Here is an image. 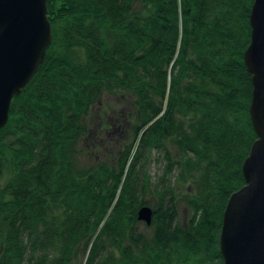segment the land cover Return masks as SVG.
<instances>
[{"label": "trees", "instance_id": "obj_1", "mask_svg": "<svg viewBox=\"0 0 264 264\" xmlns=\"http://www.w3.org/2000/svg\"><path fill=\"white\" fill-rule=\"evenodd\" d=\"M252 1L46 0L50 43L0 128V264H222L256 138Z\"/></svg>", "mask_w": 264, "mask_h": 264}, {"label": "water", "instance_id": "obj_2", "mask_svg": "<svg viewBox=\"0 0 264 264\" xmlns=\"http://www.w3.org/2000/svg\"><path fill=\"white\" fill-rule=\"evenodd\" d=\"M46 0H0V128L11 99L35 73L51 40ZM249 42L243 62L250 73L248 113L256 138L241 165L243 185L225 204L219 251L222 264H264V0L248 14ZM152 209L141 205L136 219L150 225Z\"/></svg>", "mask_w": 264, "mask_h": 264}, {"label": "rangeland", "instance_id": "obj_3", "mask_svg": "<svg viewBox=\"0 0 264 264\" xmlns=\"http://www.w3.org/2000/svg\"><path fill=\"white\" fill-rule=\"evenodd\" d=\"M109 100H110L109 102L111 104L112 103L114 104V102H115L114 99L110 98ZM116 137H117V134H113L111 136V138H112V140L114 142V144L112 143V147H111L113 152H117L118 148L120 147V145L118 147V144L120 143V141H118V139H116ZM120 137H122V136H120ZM170 151L174 152V149L170 148ZM160 155H161L160 152L152 151L150 153V160L147 161L148 162V164H147V170L148 171L147 172H149V175L151 176L152 181L156 180V177L158 175H160L161 170H162L163 161L159 158ZM174 174H175V170L172 171V175H174ZM172 180H173V176L170 177V181H172ZM145 200H146V202L149 203L148 206H151L152 203L154 202V198L151 195L145 196ZM176 207H177L176 208L177 209L176 212H177L178 220H179V222H183L187 218L188 210H187V207L185 206V204L183 202L182 194H178L177 195ZM139 222H141V223H139L138 228L142 229V225L141 224L144 223V222H142V221H139Z\"/></svg>", "mask_w": 264, "mask_h": 264}]
</instances>
